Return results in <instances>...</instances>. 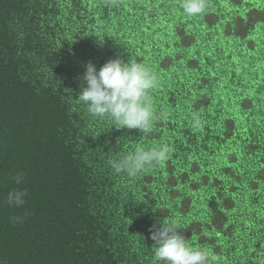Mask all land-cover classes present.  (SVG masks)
I'll return each mask as SVG.
<instances>
[{"label": "trees", "instance_id": "1", "mask_svg": "<svg viewBox=\"0 0 264 264\" xmlns=\"http://www.w3.org/2000/svg\"><path fill=\"white\" fill-rule=\"evenodd\" d=\"M180 3L0 0V264H157L150 230L170 217L216 264H264V0ZM117 58L158 77L150 133L76 100L87 64ZM162 144L134 180L107 163Z\"/></svg>", "mask_w": 264, "mask_h": 264}, {"label": "clouds", "instance_id": "2", "mask_svg": "<svg viewBox=\"0 0 264 264\" xmlns=\"http://www.w3.org/2000/svg\"><path fill=\"white\" fill-rule=\"evenodd\" d=\"M207 7L206 0H181L180 8L189 17L202 14ZM86 87H82L76 99L93 119L110 120L117 129H138L150 133L156 121L162 118L152 102L151 91L158 87V77L151 66L131 59H113L105 63L99 71L89 63L83 76ZM192 127L200 129L202 122L193 117ZM171 149L162 144L145 149L138 147L133 153L120 158L108 159L110 168L129 180L147 173L163 164ZM22 182V174L14 178ZM26 192L13 190L8 193L7 203L20 207L24 204ZM22 222V217H14ZM182 229L176 218H167L157 228L153 225L151 239L155 242L153 255L157 264H216L217 256L206 247H193L178 230Z\"/></svg>", "mask_w": 264, "mask_h": 264}]
</instances>
